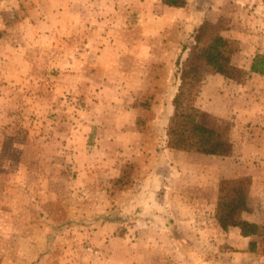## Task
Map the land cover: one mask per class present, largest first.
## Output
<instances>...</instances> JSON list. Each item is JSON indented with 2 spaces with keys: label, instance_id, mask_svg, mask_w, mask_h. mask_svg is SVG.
Masks as SVG:
<instances>
[{
  "label": "rangeland",
  "instance_id": "obj_1",
  "mask_svg": "<svg viewBox=\"0 0 264 264\" xmlns=\"http://www.w3.org/2000/svg\"><path fill=\"white\" fill-rule=\"evenodd\" d=\"M197 1L188 26L167 27L160 39L172 47L163 54L166 67L141 73L156 77L142 87L123 81L129 73L97 72L94 65L80 69L79 60H96L80 55L89 40L65 36H43L39 55L22 64L15 56L3 69L16 41L0 34V264H264L263 249L251 252L250 238L238 228L223 231L214 219L220 180L249 177L253 212L245 218L264 223V76L252 74L240 84L205 75L193 103L205 123L226 127L229 151L215 157L171 149L174 171L161 169L173 193L171 201L160 199L165 218L133 211L147 167L155 161L151 155L157 149L159 161L169 149L166 129L180 84L177 63L191 54L195 30L205 20L224 19L229 28L220 33L238 41L234 63L242 69L249 70L255 54L264 53V0ZM145 27L156 33L162 25ZM28 61L34 67L15 70L16 63ZM103 78L129 86L97 87L89 81L101 84ZM111 142L114 150L138 142L143 154L134 155L136 162L121 148L123 153H112ZM191 186L194 191L180 194V202L191 197L196 206L197 195L198 212L189 217L182 207L181 217L179 192Z\"/></svg>",
  "mask_w": 264,
  "mask_h": 264
},
{
  "label": "crops",
  "instance_id": "obj_2",
  "mask_svg": "<svg viewBox=\"0 0 264 264\" xmlns=\"http://www.w3.org/2000/svg\"><path fill=\"white\" fill-rule=\"evenodd\" d=\"M193 1L195 2L196 0H187L186 7L176 8L166 6L163 4V0H0V34L7 35V39L16 41V44L12 46L11 52L5 55L9 61L6 62L4 60L6 63L3 69L9 68L7 65L15 56L21 57L18 64H22L27 61L24 59L25 57L34 56V53L36 56L39 55V41L43 39V36L54 39L65 36L69 37L68 39L70 40H89L86 48L81 50L80 55L84 59L85 57L93 56L96 60L88 63L87 61L79 60V65H77L80 66V69H84L88 65H94L97 72L106 68L105 71L109 72L129 73L128 78L124 76L123 81H133L135 82V87L147 86L154 82L156 77L151 75L149 79H145V76L141 73L165 69V55L169 50L168 48L172 47L171 45L169 47L164 45V39H160H162V36L164 37L167 27H173L179 22L187 24V26L191 23L195 16V11L192 10V7L199 6L200 2L197 1V4H194ZM110 23L113 24V27L104 28V24L108 25ZM154 23L162 25L160 28L162 31L159 29V31L154 33L145 27ZM198 23L200 22L197 21ZM99 27L101 28L99 29ZM132 28H136L137 33L132 32ZM161 43L165 47L163 46L162 48ZM130 61H132L130 64H134L137 68L128 65ZM18 64L16 63L17 67L15 68L17 71L24 70L25 67L27 69L28 67H34L33 61H28L26 66ZM89 81H92L93 85L97 87L116 88L129 86L128 83H119L110 78H103L99 81L102 82L101 84H94L98 80L91 79ZM111 144L110 150L112 153H121L122 151L119 150L121 148L125 153L129 152L130 155L128 157L133 158L135 161L137 157H134V155L143 154L144 150L143 144L138 142H134L133 145L124 144L122 147L117 145L116 147L118 148L115 150L114 143L111 142ZM105 152L108 153L107 150ZM154 152L155 156L152 154L151 157L155 161L150 162L149 167H147L145 179L150 178L147 176L149 171H151L150 174H155L151 177H160L162 175L161 169L169 172L172 170V173L174 171L173 163L169 162L168 155L175 151L165 149L161 155L162 159H159V161L156 154L157 149ZM181 154L183 152L179 151V155ZM115 160H117V157ZM131 163L138 168L134 161H131ZM180 167L181 165H179ZM185 169L188 172V167L185 166ZM180 174L179 170V176ZM164 176L160 177L163 188L161 187L162 189L157 193V197L159 201L160 199H169L171 201L173 193L169 192L171 187L166 183ZM191 180L194 182V177ZM184 189L179 192V216L183 217L181 211L183 207L185 212H188L189 217H191L197 211L198 198L197 195L193 197L196 206L191 203V197L185 199L188 203L180 202L182 199L180 194L183 193V195L189 196V191H194L195 187L191 186ZM192 208L195 209L193 212ZM169 213L165 214L168 215ZM172 213L175 214L174 212ZM160 215L165 218L163 213ZM105 228H109V226L106 225ZM161 230L164 229L162 228Z\"/></svg>",
  "mask_w": 264,
  "mask_h": 264
},
{
  "label": "trees",
  "instance_id": "obj_3",
  "mask_svg": "<svg viewBox=\"0 0 264 264\" xmlns=\"http://www.w3.org/2000/svg\"><path fill=\"white\" fill-rule=\"evenodd\" d=\"M169 7L183 8L187 0H163ZM219 19L216 23L203 21L194 33L191 54L179 66L180 84L173 99V113L169 119L166 136L167 148L206 156L220 157L230 149L227 129L219 122L205 123L203 113L193 103V95L207 73L219 74L237 83L248 81L252 74L264 76V53H257L249 70L234 63L240 46L236 39L223 36L220 32L229 27ZM126 174L130 170L124 171ZM122 174L116 179L121 184ZM252 180L249 177L221 179L214 209V219L227 232L238 228L244 238H250L249 250H264V223L250 221L246 214L253 212L250 205Z\"/></svg>",
  "mask_w": 264,
  "mask_h": 264
},
{
  "label": "clouds",
  "instance_id": "obj_4",
  "mask_svg": "<svg viewBox=\"0 0 264 264\" xmlns=\"http://www.w3.org/2000/svg\"><path fill=\"white\" fill-rule=\"evenodd\" d=\"M160 190V177H150L145 182V187L135 202L133 211L140 209L139 215L159 219V214L165 212V205L160 203L157 193Z\"/></svg>",
  "mask_w": 264,
  "mask_h": 264
}]
</instances>
